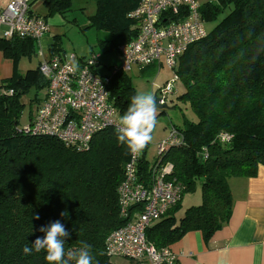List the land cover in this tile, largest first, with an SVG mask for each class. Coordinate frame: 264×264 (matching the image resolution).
<instances>
[{"label":"trees","instance_id":"16d2710c","mask_svg":"<svg viewBox=\"0 0 264 264\" xmlns=\"http://www.w3.org/2000/svg\"><path fill=\"white\" fill-rule=\"evenodd\" d=\"M90 1L95 4L90 25L108 35L98 41L101 52L117 51L136 36L129 14L139 0ZM42 4L43 18L65 17L73 0ZM200 13L205 22L216 23L178 61L176 73L183 85L178 98L187 102L195 118H184L181 126L173 124L181 142L167 146L162 154L163 162L173 165L171 178L185 189L179 202L146 230L147 240L158 249L189 231H200L208 241L230 220L229 180L254 177L258 166H264V0L206 2ZM53 37L58 40L60 35ZM36 47L31 38L0 36V51L15 66L22 57L35 55ZM49 49L63 52L56 42ZM113 69L107 74V89L120 117L136 91L126 73ZM46 84L38 66L0 79V264H48L43 250L25 256L22 249L45 235L41 226L56 220L70 233L66 251L79 248L83 241L91 245L93 264H120L107 255L105 241L140 210L133 204L124 215L119 205L118 188L130 152L118 143L114 127L95 133L84 150L52 136L24 133L22 97L30 88L44 93ZM221 133L230 138L221 140ZM146 150L140 175L146 173ZM197 182L200 203L176 217L184 194L194 191Z\"/></svg>","mask_w":264,"mask_h":264},{"label":"built area","instance_id":"2783aa9c","mask_svg":"<svg viewBox=\"0 0 264 264\" xmlns=\"http://www.w3.org/2000/svg\"><path fill=\"white\" fill-rule=\"evenodd\" d=\"M31 0H9L0 8V36L31 38L40 58L38 70L46 80L42 102L24 133L47 135L76 150L87 149L95 133L107 127L117 128L119 113L109 99V75L96 71L99 54L80 58L66 51H43L41 40L49 31L47 20L31 10ZM135 22L136 36L120 44L117 52L121 65L113 72L142 71L150 66H166L173 78L159 86L157 104L167 105L179 80L176 73L179 58L188 47L207 35L198 0H139L129 14ZM221 140L230 138L221 133ZM181 142L180 133L170 123L167 135L157 144V155L146 173L140 175L142 151L130 157L124 167V179L118 188L121 212L140 205L127 223L112 231L105 241L111 259L124 258L147 264H176V254L169 247L158 249L146 238L147 228L163 218L181 199L182 183L171 178L173 165L163 162L167 146Z\"/></svg>","mask_w":264,"mask_h":264},{"label":"rangeland","instance_id":"374dc122","mask_svg":"<svg viewBox=\"0 0 264 264\" xmlns=\"http://www.w3.org/2000/svg\"><path fill=\"white\" fill-rule=\"evenodd\" d=\"M217 0H198L200 6L206 2H216ZM40 13H44V7H40ZM35 10V8H34ZM95 4L90 0H73L72 8L65 14V17L55 14L48 17L46 20L49 22L52 31L49 32L48 41L50 43H57V47L60 50L66 51L67 53H75L78 57H91L95 54H99V65L96 67V71L100 75L111 74L112 68L121 65V58L117 51L101 52L98 46L100 39L108 37L107 33L103 30H98L94 26L90 25L89 16L94 14ZM58 19L55 22V19ZM47 22V23H48ZM216 22H206L205 29L209 32L215 25ZM60 35L57 40L53 36ZM42 43V40H41ZM43 48V44H41ZM38 47H36V50ZM38 51V50H37ZM2 54V52L0 51ZM2 56L6 58L3 54ZM32 63L34 66L37 63V56L33 55ZM8 59V58H7ZM24 62H29L28 58L23 59ZM130 78V83L138 91H150L154 95L158 90L159 86L164 85L167 81L172 80L173 70L166 66L157 67L154 71H139L136 67H132L130 72L126 73ZM174 92L169 97L167 108L159 109L158 111V126L153 133V140L148 144L145 160L150 168L156 155L157 149L156 144L167 135L168 126L170 123L181 126L183 119L187 118L192 120L195 118L194 113L188 107L186 101L178 98L183 91V85L178 80L174 84ZM43 90H37L30 88L29 91L22 97L24 103V109L20 118V124L24 125L29 122L30 117L34 115L37 108L43 99ZM33 98L37 99L33 101ZM201 201V189L197 182L194 191L187 192L184 194L180 210L177 212V217L181 216L186 207L190 205H196ZM114 260H117L114 258ZM126 264H133L129 259H124Z\"/></svg>","mask_w":264,"mask_h":264},{"label":"crops","instance_id":"0c3cea01","mask_svg":"<svg viewBox=\"0 0 264 264\" xmlns=\"http://www.w3.org/2000/svg\"><path fill=\"white\" fill-rule=\"evenodd\" d=\"M8 1L0 0V8ZM30 5L35 14H45V10L44 13L39 12L41 5L44 7L42 0H31ZM58 19L54 21L57 22ZM51 31L49 26V31L40 42L46 55L51 53L49 48L52 43L46 38ZM31 57H27L29 62L24 64L25 57H22L15 66L0 53V79L11 77L15 70L24 74L26 70L36 68L40 58L37 56L34 66ZM156 68L157 66H150L142 71H154ZM229 185L233 196L230 220L208 241L203 240L200 231H189L171 244L169 248L176 254V264H264V166H258L254 177L231 178ZM115 261L126 264L122 258ZM132 263L147 264L136 261Z\"/></svg>","mask_w":264,"mask_h":264},{"label":"clouds","instance_id":"9594fccd","mask_svg":"<svg viewBox=\"0 0 264 264\" xmlns=\"http://www.w3.org/2000/svg\"><path fill=\"white\" fill-rule=\"evenodd\" d=\"M158 111L156 96L150 91H138L132 96L127 110L119 117L116 128L118 143L125 145L133 155L144 150L154 138ZM61 215L65 216L66 213L62 212ZM34 218L40 219L38 214ZM39 231L45 235L37 237L31 243L32 247H23L25 256L43 250L48 264H93L94 257L88 243L81 241L79 248L65 250V242L70 233L59 220L41 226Z\"/></svg>","mask_w":264,"mask_h":264},{"label":"water","instance_id":"95a60500","mask_svg":"<svg viewBox=\"0 0 264 264\" xmlns=\"http://www.w3.org/2000/svg\"><path fill=\"white\" fill-rule=\"evenodd\" d=\"M165 108H167L166 105H162V106L159 105V109H165ZM199 159H201V156L199 157Z\"/></svg>","mask_w":264,"mask_h":264}]
</instances>
